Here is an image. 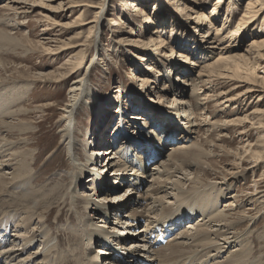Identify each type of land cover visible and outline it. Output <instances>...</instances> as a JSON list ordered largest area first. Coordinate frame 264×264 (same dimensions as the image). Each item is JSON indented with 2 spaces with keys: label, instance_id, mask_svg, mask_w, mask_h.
<instances>
[{
  "label": "rangeland",
  "instance_id": "rangeland-1",
  "mask_svg": "<svg viewBox=\"0 0 264 264\" xmlns=\"http://www.w3.org/2000/svg\"><path fill=\"white\" fill-rule=\"evenodd\" d=\"M9 1L0 0V32L2 31L0 35V100L5 97L9 98V96L17 92V95L20 96L19 93L23 92V97L19 98L16 105L11 106L13 111L17 110V117L15 118L16 115L14 119L10 116L5 117V121L12 122L14 125H21L20 128L22 129L14 128L12 132H0V136L6 137L8 139L7 143H12V147L8 153L19 152L21 155L19 157L22 158L24 161L22 162L26 166L30 162L29 169L31 172L39 173L35 176H38L40 180L34 182L38 178L35 177L30 183H33L36 189L42 193H46V190L51 189L58 181V174L54 175L56 167L62 160L66 159V147H61L58 143L60 127L62 125V122L59 123L62 115L61 109L68 101V89L71 81L74 79V76L70 78H64V76L72 70L81 67L80 73L86 72L90 79L88 85L97 91V94L93 97V102L87 103L88 106L77 115L78 122L76 127L78 134H76V138L80 149L78 157L82 161L85 158L84 149L87 148L86 142L89 136L91 137L89 142L92 143L95 138L97 140L98 137L102 136L95 126L101 119L99 109L107 111L105 114L107 116L106 122H102L100 125L101 128V126L106 124V137L108 132L113 130V127L115 128V126H112V124H115V119L116 121L123 118L129 120L127 119L128 116L144 113L145 111L146 116H141L142 118L137 119V121L131 119L129 125H131L132 129L137 127L135 129L136 133L139 130L144 131V129H140L144 123L146 124L145 129L148 128L149 132H151L155 121L156 125L162 123V120H157L159 114L153 115L151 113L152 110H156V108L161 110V108L171 105V100L174 98L172 90H183L185 92V100H189L194 112L193 116H196L194 117L195 122L198 124V129L196 128L197 132L192 134V139L185 145L198 142L203 151L205 150L204 152L208 154L206 155L207 157H202V162L208 167L207 169L205 168L204 173H200L201 176L203 174L204 181L210 179V182H219V180L221 181L222 178H225L227 182L226 187L228 190L223 189L225 197L222 198L220 196L221 199L218 202V207L214 208V213H216V210L228 209L225 206L226 203L233 201L232 207L227 211L232 214L235 211L238 213L230 219H241L239 221L240 225L234 231L242 233L243 230L242 234L244 236L249 235L251 239L247 240L246 243L250 244L253 248L256 246L254 255L258 258L261 256L260 260L264 264V201L261 202L259 198L264 193V136L261 137L262 130L257 128L258 116L256 119L253 118L250 123H246L245 126L229 124L227 122L230 119L250 115L251 112L258 108L264 110V99L257 101L256 92L244 94V89L248 85L242 82L217 77L214 74L206 75L207 73L204 71L198 75L199 68L212 61L219 53H217L218 51L215 54L200 53L202 50L199 48V51L195 48L202 42L201 34L204 35L202 32L205 31V28H198L195 32L196 27L193 24H188V27L186 24L184 25V21H186L185 15L190 12L186 10L180 11L181 2L176 0H139L138 3L141 6V10L138 13L139 16H137L138 23H134L128 17V15H135L131 13L133 8L129 5L130 0H110L107 2V10L104 13L105 20L101 19L99 25L94 29L92 26H94L95 22L92 20H95V16L97 15L99 0H78L79 4L72 7L71 11H62L61 9V7L65 8L68 5V0H25L32 7L26 12L21 9L19 11V9L14 8H10V10L4 8L3 6L8 4ZM216 1L198 0L204 6L203 11L208 15L210 14L209 16H211V9ZM246 1L232 0L227 6L224 4L227 0H223L222 8H218L216 13L213 14L215 16L210 17L211 22L213 21V26L209 33L212 36H215L217 29L223 27L220 34L222 41H220L219 48H227L226 46L233 48L230 51L225 49L224 55L226 56L235 52H243L248 48V44L252 39H259L256 38L258 36L264 37L258 24L262 21L261 17L256 22L249 24L246 30L242 28L238 36L230 35L231 33H229V31L234 29L239 17L242 15ZM236 3L239 4L236 5ZM43 5L45 6L43 7ZM187 5L189 6L190 4ZM233 5L237 6V13L235 14L232 12ZM80 13L82 15L79 18L78 15ZM190 15L192 14L187 15L188 18H190ZM262 15H264V12ZM147 16L150 18V21H147ZM114 23L116 27L113 26ZM159 25L161 26L158 30L156 27ZM115 28L118 29L116 30ZM119 28H121V31ZM113 30H116L117 33H114ZM155 30L160 32L159 34L162 39H165L166 43L169 42L171 48H168V51L170 49L173 55L166 57L163 55L164 53H159V55L154 54L152 47L143 51L144 47L141 46L149 40L151 32ZM121 38L125 40L123 43H119V39ZM93 39L100 47L98 51L97 49L95 50L92 44ZM64 44L71 47L64 49ZM178 55H185L187 60L184 61ZM91 58H94L97 67L88 68L85 71L87 68L86 63ZM261 58L262 60L258 61V69L252 70L254 71L252 76L258 81H260L261 77H264V56ZM148 65L154 67L155 70L147 71ZM248 65L252 67V62ZM155 76H157V79L155 78L157 86L154 84ZM146 78L150 82L148 88L146 86L143 87L141 81ZM190 83L195 85L194 90H196L192 95V87L187 85ZM162 84H166V90H160L156 94L154 87L160 88ZM236 85L237 87H235ZM159 95L162 96L158 97ZM111 97L115 101L110 102L104 107ZM151 100L157 103L151 104ZM150 104L151 106H149ZM148 107H151V109ZM11 108H5L4 111H12ZM148 110H151V112L148 113ZM172 113L174 114V112ZM174 115L176 116V114ZM174 115L172 117H175ZM107 120L109 121L107 122ZM178 120L179 122L177 123H180L183 127L187 125V120L181 118V116L178 117ZM261 122L262 124L264 123V118L261 119ZM179 128L181 127L179 126ZM177 130L179 131V129ZM93 132L94 134L97 132L95 137L93 136ZM178 134L182 135V133ZM145 135H141L140 133L137 135L136 133L133 135L136 139L133 140L142 141ZM104 137L103 135L101 138L104 140ZM172 143L175 142L172 141ZM54 144L59 145L60 151H53V154H51L50 151L53 149ZM94 147L96 148L95 145ZM108 147V145H105L99 148L106 149ZM167 148L168 145L160 151L161 153H158L161 158L165 157L163 156L165 155L164 153H168ZM86 151L89 152V148ZM258 155H262L263 158L260 156L261 161L258 162L259 165L255 168L254 160L256 157H259ZM4 157L5 159L10 157L8 161L13 160L9 155ZM106 158L108 156L105 157L103 155L97 161V167L100 170L107 163L105 160L108 159ZM154 163L145 165L146 173L149 172ZM108 170V174L106 173L109 179L108 184L110 183L109 186L113 187L108 198L110 197L114 200L113 195L121 192L132 194L136 197L138 192H131V188H128V185H121L119 183L113 185L114 176L112 177L111 174L114 172L112 168H108ZM184 170L186 173L190 172L189 176L192 177L193 173L198 171V168L194 164H185ZM11 171L12 169L4 168L0 173ZM105 172L106 170L103 171L104 174ZM180 175L176 174L177 178ZM82 179V185L75 191V196H80L81 192H85L87 195L92 193L88 189V187L91 188L92 186V183L89 182L91 179L89 175H85ZM141 189L142 187H140ZM7 191L11 196L21 194V189L17 188V186L8 188ZM229 195L234 196V198H229ZM214 202L215 200H212V204ZM81 206L82 204L79 203L80 208ZM58 208H55L49 217L51 233L55 234V237L58 236L57 242L63 255H60V261L69 260L71 264H75V259L82 255L81 250L86 247V241L83 242L81 239L69 241V234L78 232L79 226L76 222L69 223L66 221L69 215V212L66 210L56 220ZM248 209L253 210L251 213L253 212L256 215L252 216L251 222L246 221L247 218L244 220L245 217L242 215L244 214L243 210L247 211ZM19 212L21 215L19 219L21 221L24 214H21L20 210ZM138 212L143 215L139 209ZM124 213L122 212V214ZM241 215L242 217H240ZM109 217L106 222L107 227L104 228L108 231L109 229L112 230L114 226L111 224V222H114V214H110ZM100 219L97 216L93 221L101 226ZM185 223L187 224L188 220L184 221L180 225V228H183L186 225ZM18 227L19 229L21 228V233L25 232L20 222L18 223ZM30 227H35L38 230L47 228L46 224L38 223L37 218L33 220ZM121 229L123 228H114L118 232L119 230L121 232ZM250 231L252 232L250 233ZM10 232H14V228H11ZM132 234L127 236L128 244L135 241V235ZM7 237L10 239L12 247H23L24 241L22 238L17 239V236ZM54 240L56 241V238ZM250 241L251 243H249ZM35 245L31 249H28L21 257L34 252L38 247V243ZM102 247V245H97L91 248V255L95 256V253L99 252V248ZM58 250L61 251L60 249ZM49 256L52 259V254ZM101 256L98 257V262L103 261L104 258Z\"/></svg>",
  "mask_w": 264,
  "mask_h": 264
},
{
  "label": "bare ground",
  "instance_id": "bare-ground-1",
  "mask_svg": "<svg viewBox=\"0 0 264 264\" xmlns=\"http://www.w3.org/2000/svg\"><path fill=\"white\" fill-rule=\"evenodd\" d=\"M26 1L10 0L8 4L3 7L9 10L10 8L19 9V11L21 9L26 12L32 8ZM79 1L68 0V5L65 8L61 7L62 11H71L72 7L79 4ZM109 1L110 0H99V5L97 6L99 9L96 12L97 15L95 16V20H92L95 22L94 26H92L94 29L99 25L101 19L105 20L104 13L107 10V2ZM176 1L181 2V12L184 10L190 12L187 14L185 13L186 21H184V25L186 24L188 27V24H193L196 27L195 32L198 28H205V31L202 32L204 35L201 34L202 42L200 43L202 44L199 43L195 48L198 50L200 48L202 50L200 53L207 52L209 54H215L217 51V53H219L212 61H209L199 68L198 75L202 74L204 71L207 73L206 75L214 74L217 77L242 82L248 85L244 89V94L256 92L257 101L264 99V77H261L260 81H258L252 76L254 72L252 70L258 69V61L262 60L261 57L264 56V37L258 36L256 38L259 39H252L248 44V48L243 52H235L226 56L224 55L225 49L230 51L233 48H231V46L219 48L220 41H222V39H220V34L223 27L217 29L215 36L209 33L213 26V21L211 22L210 17L215 16L213 14L216 13L218 8H222L223 0H217L215 2L211 9V16L203 11L204 6L201 2H198V0ZM138 2L139 0L129 1V5L133 8L131 13L135 15H128V17L131 18L134 23H138L137 16H139L138 13L141 10V6ZM231 2L232 0H227L224 4L228 6ZM187 4L190 5L188 6ZM237 4L239 3H236V5ZM44 6L45 5H43V7ZM232 12H234L233 14L237 13V6L233 5ZM263 12L264 0H247L243 13L239 17L236 26L229 31V33H231L230 35L238 36L242 28L246 30L247 26L256 22L259 17H261L262 20L258 23L260 25L259 28L262 32L261 34H264ZM188 14H192L190 18H188ZM81 15L82 13L78 15L79 18ZM147 19V21H150L148 16ZM113 26L116 27V24L114 23ZM160 26L161 25L156 28L159 30ZM120 29L121 28H119V30ZM116 30H113V32L115 33ZM158 30L151 32L149 40L143 43L141 46L144 47L143 51L152 47L154 54L156 53L159 55V53H164L163 55L166 57L173 55L170 49L168 51V48H171L169 42L166 43L165 39H162ZM1 34L2 31L0 32V35ZM124 41L123 38L119 39V43H123ZM92 44L95 50L97 49L98 51V49H100L98 43L95 42L94 39ZM64 47V49H67L71 46L64 44ZM101 49H103V47H101ZM178 56L182 57L184 61L187 60L185 55ZM250 62H252V67L248 65ZM86 66L87 68L85 71L88 70V68H96L97 66L96 62H94V58H91L89 62L86 63ZM80 69L81 67L72 70L70 73L68 72L69 74L64 76V78L74 76L68 89V101L61 109L62 115L61 121L59 122H62V125L60 127L58 143L61 147H66V159L63 158L65 160H60L61 162L56 167V173L54 175L58 174V181L51 189L46 190V193H42L40 190L36 189L33 183H30L36 177L35 175L39 173L31 172L29 169L30 162L26 166L22 158L19 157V152L15 151L13 153H8L12 147V143H7L8 139L4 136H0V171L4 168L9 170L12 169L11 172L0 173V264H71L69 260L64 262L60 261L62 250L59 248V243L57 242L58 236L55 237V234L51 233V222L49 217L57 207L59 208L56 220L62 215L61 213L66 210L69 212L66 221L69 223L76 222L79 226L78 232L69 234V241H76L77 239H81L83 242L86 241V247L81 250L82 255L77 259L74 258L75 264H139L141 261L149 264H262L260 260L261 256L258 258L254 255L256 246L253 248L250 244L248 245V243H246L247 240L251 239L249 235L244 236L242 234L243 230L242 233L234 231V229L240 225L239 221L241 219H230L233 215L236 216L238 213L235 211L232 214L227 211L232 207L233 201L228 200L230 201L229 203L226 201L228 204L226 203L225 206L228 207V209L216 210V213H214V208L216 209L218 207V202L221 199L220 196L222 198L225 197L223 189L228 190L226 187L227 182L225 178H222L219 182H210V179L204 181L203 174L201 176L200 173H204L205 168L207 169L208 167L202 162V157H207L206 155L208 154L204 152L205 150L203 151V148L198 142L185 145L192 139V134L197 132L196 128L198 129V124L195 122L196 120L194 117L196 116H193L194 112L192 111L189 100H185L186 97L184 96L185 92L183 90H172L174 98L171 100V105L167 107L164 106L166 108H161V110L156 108V110H152V112L148 110V113L151 112L153 115L159 114L157 120H162L161 122L163 124L159 123L156 125L155 121L151 128L152 131L149 132L148 128L145 129L146 124L143 123L140 129H144V131H136L137 135L139 133L141 135L146 134L142 141L133 140L136 139L133 135L136 134L135 129H137V127L132 129L129 122L131 119L137 121V119L142 118L141 116H146V111L144 113L128 116L127 119L129 120L123 118L116 121L115 119V124H112L115 128L113 127V130H110L106 137V124L101 126V128L100 125L102 122H106L107 116L105 114L107 111L105 109H99L101 119H98L99 122L95 126L97 131H100L101 137H103V135L105 136L104 140L98 137L97 140L95 138L92 143L89 142L91 137L89 136V139H87V137L86 149L89 148V152L84 149L85 158L83 161L78 157L80 149L76 138V134H78V129L76 127L78 122L77 115L86 108L89 103L93 102V97L97 94L96 89L88 85L90 82L89 76L86 72L83 74L80 73ZM146 70L154 71L155 69L151 65H148ZM156 77L157 76L154 77L155 86H157ZM141 81L143 87L146 86V88H148L150 86V82L147 81V78ZM187 85L192 87V95L196 91L194 90L195 85L193 83ZM237 85L235 87H237ZM165 86L166 84H162L160 88L154 87L156 94H158L160 90L165 91ZM12 91L13 90H11V92ZM17 93L11 96L8 95L9 98L4 96L5 98H1L0 100V132H12L14 128L22 129L20 128L21 125H14L12 122L5 121V117L10 116L14 119L17 113V110L13 111L11 106L16 105L23 92L19 93L20 96H18ZM160 96L162 95L158 97ZM114 101V98H109L108 103L105 104L104 107ZM153 103L156 104L157 102L152 101L151 104ZM151 104L149 106H151ZM5 108H11L12 111L5 112ZM148 108L151 109V107ZM172 112H174L176 116ZM173 115L175 117H172ZM180 116L187 120V125L185 127L177 123L179 122L178 117ZM257 116V128L262 130L261 137H263L264 123L262 124L261 119L264 118V110L258 108L251 112L250 115L248 114L243 117L230 119L227 122L229 124L245 126L246 123H250V121H252L253 118L256 119ZM16 117L17 115L15 118ZM108 121L109 120H107V122ZM178 125L181 128H179ZM177 129H179V131ZM94 132L93 136L95 137L97 132L95 134ZM178 133H182V135ZM99 139L100 141L98 142ZM172 141L175 143H172ZM105 145L109 147L106 149L99 148ZM167 145L168 153H164L165 155L163 156L165 157H160L149 169V172L146 173V158L153 153H145L146 148L148 147L151 150L160 152L162 149L166 148ZM58 147V144H54L52 147L53 149L50 151L51 154H53V151H58ZM6 155L11 156L14 162L8 161L10 157L5 159L4 156ZM103 155L105 157L108 156V158H106L108 160H105L107 163L100 170L97 167V161ZM260 156L262 157V155ZM260 156L256 157L254 160L255 168L259 165L258 162L261 161ZM185 164L196 165L198 171L193 173L194 175L190 177L189 175L191 173H186V169L184 170ZM108 168H112L114 172L111 174L112 177L114 176L113 185H117V183L128 185V188H131V192H138L136 197L132 194L121 192L113 195L114 200L110 197L108 198L113 188L109 186L110 183L108 184ZM104 170H106L105 174L103 173ZM176 174L181 175L177 178ZM85 175H89L91 178L89 182L92 183V186L91 188L87 187L92 193L87 195L85 192H81L80 196H75V191L82 185V178ZM39 180L38 177L34 182H38ZM15 186L21 189V194H16L14 196L9 195L7 191L8 188H14ZM140 187H142L141 190ZM5 195L7 196L5 197ZM229 198L232 199L234 196L229 195ZM259 198L261 202H263L264 193L260 195ZM212 200H215L213 204ZM79 203L82 204L81 208L79 207ZM138 209L143 215L138 212ZM19 210L22 212L21 214H24L22 215L21 221L19 219V216H21ZM251 211L253 210H243L244 214L242 215L245 217L244 220L246 218V221L252 219V216L255 214H253V212L251 213ZM122 212L125 213L122 214ZM110 214H114V222H111L114 226L113 228L111 227L112 230L109 229L108 231L104 228L107 227L106 222L108 218H110ZM242 215L240 217H242ZM97 216L101 218V226L93 221ZM195 216L197 217L195 218ZM35 218L38 219V223L41 222L46 224L47 228L44 230H38L35 229V227L31 228L30 224ZM186 220H188V223H185L186 225L180 228L181 223H184V221L186 222ZM19 222L25 230L24 233H21V228L19 229L18 227ZM118 227L123 228L121 232L120 230L119 232L114 230V228ZM157 227H160L165 232H173L175 228L178 230L174 231L172 237L165 244L155 245V238L151 239L149 234L155 232ZM11 228H14V232L12 233L10 232ZM251 232L252 231H250V233ZM131 233L135 235V241L128 244L127 236ZM7 236H17V239L22 238L24 241L23 247H12L10 245V239H8ZM55 238L56 241L54 240ZM34 243H38L37 249L32 253L30 252L29 255L21 257L28 249H31V247L35 245ZM249 243H251V241ZM97 245H102L103 247L99 248L100 250L95 253V256H92L91 248ZM50 254H52V259L49 256ZM99 256L104 258L103 261L101 260V262H98L97 259Z\"/></svg>",
  "mask_w": 264,
  "mask_h": 264
}]
</instances>
